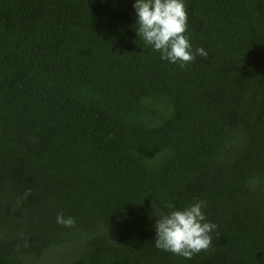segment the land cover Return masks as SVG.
Here are the masks:
<instances>
[{
  "label": "trees",
  "instance_id": "obj_1",
  "mask_svg": "<svg viewBox=\"0 0 264 264\" xmlns=\"http://www.w3.org/2000/svg\"><path fill=\"white\" fill-rule=\"evenodd\" d=\"M184 2L181 68L136 0H0V264H264V0ZM198 200L210 250L156 248Z\"/></svg>",
  "mask_w": 264,
  "mask_h": 264
},
{
  "label": "clouds",
  "instance_id": "obj_2",
  "mask_svg": "<svg viewBox=\"0 0 264 264\" xmlns=\"http://www.w3.org/2000/svg\"><path fill=\"white\" fill-rule=\"evenodd\" d=\"M138 17L137 36L153 50L160 52L161 59L171 63H179L181 68L191 64L196 56L207 57L203 48H196L187 35V9L184 0H136L134 4ZM31 194L27 189L24 199ZM167 214H157L155 224V247L179 255L185 259H192L202 251L210 250L212 246L211 233L218 227L207 221L203 209L206 202H197ZM57 223L65 227H74L75 219L65 217L61 212L57 215ZM25 247H28L25 241Z\"/></svg>",
  "mask_w": 264,
  "mask_h": 264
}]
</instances>
